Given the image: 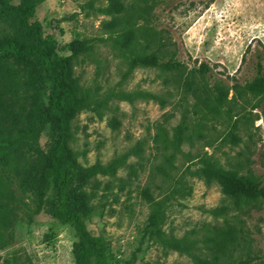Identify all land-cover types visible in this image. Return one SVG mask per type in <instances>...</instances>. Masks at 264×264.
<instances>
[{
  "label": "rangeland",
  "instance_id": "rangeland-1",
  "mask_svg": "<svg viewBox=\"0 0 264 264\" xmlns=\"http://www.w3.org/2000/svg\"><path fill=\"white\" fill-rule=\"evenodd\" d=\"M34 18L55 36L59 54L70 55L79 41L75 77L90 100L72 122L77 165L70 176L76 184L89 178L86 226L105 238L111 264L135 253V264H197L188 251L264 264V199L239 209L219 182L199 174L208 158L264 180V101L245 88L259 60L264 66V0H43ZM17 25L16 13L0 5V41L15 37ZM137 50L183 65L134 66ZM14 57L37 141L24 140L21 154L0 166L11 220L0 264H75L77 229L56 215L52 191L33 194L19 174L56 144L55 82L34 55ZM202 63L211 70L200 72ZM155 201L164 203L157 225Z\"/></svg>",
  "mask_w": 264,
  "mask_h": 264
},
{
  "label": "trees",
  "instance_id": "trees-1",
  "mask_svg": "<svg viewBox=\"0 0 264 264\" xmlns=\"http://www.w3.org/2000/svg\"><path fill=\"white\" fill-rule=\"evenodd\" d=\"M41 1L43 0H20L18 4H14L12 0H0V5L16 13L18 17L16 36L0 41V166L19 156L22 152L21 145L26 140L32 147L37 141L36 115L33 109L28 110L19 99L18 71L11 61V56L25 61L27 56L34 55L55 82L50 109L57 120L58 136L50 154L44 158L40 154L33 163H27L19 169L22 185L39 197L45 196L48 191L53 192L56 215L75 226L78 232L79 239L73 249L75 264H92L93 258L95 264H111L105 238L93 235L86 226L85 216L92 210L91 195L85 188L89 178L86 174L76 184L70 176V169L77 165L75 151L70 146L72 122L79 112L89 107L90 100L75 77L74 66L80 50L79 41L76 39L71 42L70 55L58 53L55 36L46 33L42 23L34 18L36 7ZM132 64L162 65L168 69L183 65L173 59L161 63L158 51L143 50L136 51ZM210 70L206 63H202L199 69L202 73ZM245 88L260 96V102L264 101V66L261 60L257 64L256 78ZM226 94L219 89L217 99L223 102ZM122 162V159L111 162L105 168L106 172L114 173ZM199 174L208 183L219 182L223 192L239 209L251 207L258 199H264V180L219 167L208 158L204 159ZM7 196L6 183L0 178V246H4V233L11 224L5 203ZM147 196L153 200L148 191ZM154 204L151 222L157 225L164 203L155 201ZM225 210L226 206L215 209L218 213ZM188 252L197 264H226L219 261L218 256L209 259ZM136 259L135 253L126 264H135Z\"/></svg>",
  "mask_w": 264,
  "mask_h": 264
}]
</instances>
